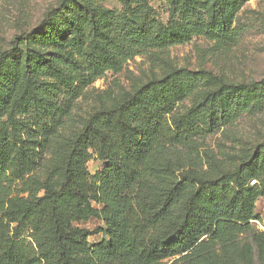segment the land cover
Listing matches in <instances>:
<instances>
[{
	"label": "trees",
	"instance_id": "obj_1",
	"mask_svg": "<svg viewBox=\"0 0 264 264\" xmlns=\"http://www.w3.org/2000/svg\"><path fill=\"white\" fill-rule=\"evenodd\" d=\"M168 1L162 23L131 7L139 0H123L124 13L62 0L41 32L16 35L0 52V264H224L210 241L229 247L238 233L251 236L264 264V235L252 225L264 141L232 165L213 159L204 168L184 151L261 107L264 82L170 66L98 105L76 134L63 133L85 89L142 50L194 36L236 40L245 0ZM93 217L104 223L97 243L78 225ZM252 249L244 247L246 259Z\"/></svg>",
	"mask_w": 264,
	"mask_h": 264
},
{
	"label": "rangeland",
	"instance_id": "obj_2",
	"mask_svg": "<svg viewBox=\"0 0 264 264\" xmlns=\"http://www.w3.org/2000/svg\"><path fill=\"white\" fill-rule=\"evenodd\" d=\"M132 8L149 10L162 23L170 19L168 0H139ZM62 0H0V52L12 47L16 35L41 32L47 13L57 9ZM100 10L127 12L123 0H94ZM56 12L59 21L62 13ZM57 20V19H56ZM236 40L222 42L203 36H194L190 41L167 47L147 48L128 59L118 71H108L90 84L76 101L75 107L66 118L63 133L72 136L79 132L91 112L101 103H107L124 92L134 91L153 77H160L170 66L190 70H206L234 83L264 82V0H245L232 24ZM31 47L42 49L41 43H31ZM202 95L195 92L181 105L188 109ZM264 141V103L255 111L246 113L229 126L212 131L202 138H195L184 148L200 163L208 167L209 160H222L227 165L239 162L261 148ZM97 160L89 162L94 169ZM256 182L253 181L252 184ZM258 220H253L255 233L264 235V194L256 203ZM93 231L91 243L104 239L99 230L104 223L99 218H91L78 224ZM224 264H260V254L252 238L247 233H238L227 247L216 240L210 241ZM252 245L251 257L245 258L243 249Z\"/></svg>",
	"mask_w": 264,
	"mask_h": 264
}]
</instances>
